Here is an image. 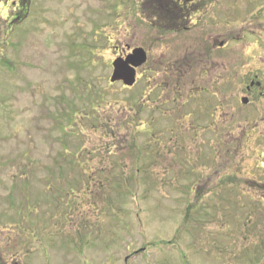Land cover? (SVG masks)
<instances>
[{
  "label": "rangeland",
  "instance_id": "1",
  "mask_svg": "<svg viewBox=\"0 0 264 264\" xmlns=\"http://www.w3.org/2000/svg\"><path fill=\"white\" fill-rule=\"evenodd\" d=\"M155 1L0 3V264H264V0Z\"/></svg>",
  "mask_w": 264,
  "mask_h": 264
},
{
  "label": "water",
  "instance_id": "2",
  "mask_svg": "<svg viewBox=\"0 0 264 264\" xmlns=\"http://www.w3.org/2000/svg\"><path fill=\"white\" fill-rule=\"evenodd\" d=\"M146 61V52L143 48H134L124 59L117 58L113 61V71L110 82H122L126 86H132L136 79V68ZM246 102V99H242Z\"/></svg>",
  "mask_w": 264,
  "mask_h": 264
},
{
  "label": "flooded vegetation",
  "instance_id": "3",
  "mask_svg": "<svg viewBox=\"0 0 264 264\" xmlns=\"http://www.w3.org/2000/svg\"><path fill=\"white\" fill-rule=\"evenodd\" d=\"M190 1H192V0H184V5L185 4H188V2H190ZM156 3H154L153 4V7H155V6H157L158 5V3H159V1L158 0H156L155 1ZM171 2V5H174V8H170V7H168L169 9H170V13H172V12H174V10L175 9H177V7H179V5L177 4V0H171L170 1ZM186 2V3H185ZM159 6H160V4H159ZM180 8V7H179ZM156 27V26H155ZM173 27V29H181L178 25H176L174 22H172L171 23V28ZM182 29H186V26L184 27V28H182ZM222 46V44H220V45H218V47H221ZM129 52V51H128ZM127 52V53H128ZM147 53V52H146ZM148 58V57H147ZM146 62H147V59H146ZM145 62V63H146ZM144 63V64H145ZM142 66H140V67H138L137 69H136V72H137V70L138 69H140ZM247 77L249 78V80L247 81L248 82V85H246L245 86V89H244V91H245V93H246V97H247V95L248 96H252V95H255V97L257 98V99H260V100H264V75L262 74V73H260V72H249V74L247 75ZM247 101H248V103L247 104H249L250 103V101H249V99H248V97H247Z\"/></svg>",
  "mask_w": 264,
  "mask_h": 264
},
{
  "label": "trees",
  "instance_id": "4",
  "mask_svg": "<svg viewBox=\"0 0 264 264\" xmlns=\"http://www.w3.org/2000/svg\"><path fill=\"white\" fill-rule=\"evenodd\" d=\"M8 0H0V3H4V2H7ZM148 1H150V0H148ZM17 4V6H19L20 5V11L22 12V14L23 15H26V13L28 12V10H29V7H30V0H18V2H16ZM161 4V3H160ZM4 5H7V4H4ZM180 13H182L179 9H177V11H174V12H172V13H170V14H173V15H167V14H164L163 15V18H165V17H167V19H166V25L169 27L170 25H171V23L172 22H174L176 25H178L181 29L182 28H184L185 27V25H183L182 24V22L180 23V19H179V16H180ZM17 14H19V13H17ZM157 14H159V13H157ZM21 20V18L18 20V21H20ZM3 23H4V25H8L9 24V26H13V24L12 23H8V24H6V21L4 20L3 21ZM9 26H6V28H8ZM195 195H197V196H199V191H197L196 193H195ZM189 208L187 209V214L189 213ZM187 216L188 215H186V217L185 218H187Z\"/></svg>",
  "mask_w": 264,
  "mask_h": 264
}]
</instances>
